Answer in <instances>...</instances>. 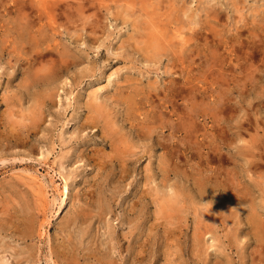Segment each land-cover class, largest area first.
<instances>
[{
  "label": "rangeland",
  "instance_id": "obj_1",
  "mask_svg": "<svg viewBox=\"0 0 264 264\" xmlns=\"http://www.w3.org/2000/svg\"><path fill=\"white\" fill-rule=\"evenodd\" d=\"M0 264H264V0H0Z\"/></svg>",
  "mask_w": 264,
  "mask_h": 264
},
{
  "label": "bare ground",
  "instance_id": "obj_2",
  "mask_svg": "<svg viewBox=\"0 0 264 264\" xmlns=\"http://www.w3.org/2000/svg\"><path fill=\"white\" fill-rule=\"evenodd\" d=\"M157 45V44H156ZM95 112H97L98 113V110L97 111H95Z\"/></svg>",
  "mask_w": 264,
  "mask_h": 264
}]
</instances>
